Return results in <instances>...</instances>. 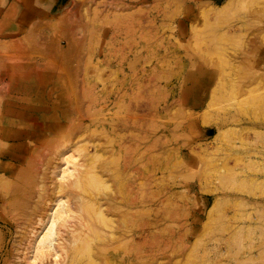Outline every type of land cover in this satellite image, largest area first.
<instances>
[{
  "label": "rangeland",
  "instance_id": "obj_1",
  "mask_svg": "<svg viewBox=\"0 0 264 264\" xmlns=\"http://www.w3.org/2000/svg\"><path fill=\"white\" fill-rule=\"evenodd\" d=\"M1 1L0 101L12 78H45L46 100L60 91L52 78L63 80L72 115L61 125L98 120L94 155L97 165L112 164L113 176V191L101 192L144 189L149 259L173 234L181 241L195 226L202 231L198 216L211 233L220 212L209 217L204 208L264 205V0H57L59 9L49 2L40 35L47 66L35 64L42 46L22 38L36 9ZM10 8L15 19L4 15ZM91 143L79 147L92 154ZM50 176L53 186L59 177ZM113 217L119 224L118 210ZM0 224V264L9 252L24 262L28 244H16V230ZM105 262L114 264L111 256Z\"/></svg>",
  "mask_w": 264,
  "mask_h": 264
},
{
  "label": "bare ground",
  "instance_id": "obj_2",
  "mask_svg": "<svg viewBox=\"0 0 264 264\" xmlns=\"http://www.w3.org/2000/svg\"><path fill=\"white\" fill-rule=\"evenodd\" d=\"M4 8L0 6V13ZM11 9L4 15L15 19ZM44 79L12 78L5 83L7 92L0 101V218L16 230V244L25 241L29 250L24 262L16 263L9 252L2 264H99L100 257L101 264H106L110 256L114 264H264V205L222 211L216 203L204 208L209 217L220 212L221 219L211 233H206L211 222L198 216L197 223L203 221L202 231L195 226L181 241L177 234L160 240L151 248L149 259V207L144 189H126L123 195L101 192L103 187L110 188L113 176L108 160L97 165L95 155L101 146L94 140V126L98 120L61 125L60 118L67 120L72 115L67 109L65 83L52 78L54 88L60 91L46 100L44 93H39L44 91ZM106 130L111 132V126ZM82 141H93L94 153L89 145L79 147ZM88 158L97 162L91 164ZM54 173L60 182L52 180L51 186L48 181ZM116 210L120 212L119 224L114 223ZM203 233L209 234L204 240ZM0 241L3 254L6 244L1 236Z\"/></svg>",
  "mask_w": 264,
  "mask_h": 264
},
{
  "label": "crops",
  "instance_id": "obj_3",
  "mask_svg": "<svg viewBox=\"0 0 264 264\" xmlns=\"http://www.w3.org/2000/svg\"><path fill=\"white\" fill-rule=\"evenodd\" d=\"M23 1L24 2L26 1V3L23 4L24 9L22 12L24 13V11H26L28 13H31L30 7L33 6V9L34 10L36 9L35 11H37V14H36L37 20L35 18L36 22H33L34 24H32V25H29L28 23L22 25L26 28L25 31H22L23 32L22 38H24L26 40V42L28 40L30 41L32 39L37 44H39V46H42V48H43L42 53H38L36 50H34L33 52H34V56L37 59V63H35V64L40 65V66H45L46 61H44V58L47 57V54H46V48L44 47V43H42V42H44L43 38L40 36L45 32L44 25H42V23H44V20L46 18L48 19L50 17V16L49 17L46 16L47 14L50 15V11H49L50 5H51L52 9H54V7H57L59 9L60 8L59 3L56 2L57 0H39L37 4L31 5L30 1H28V0H23ZM44 2L45 3L47 2V6H48L47 12H45L46 10L43 8L45 6ZM49 2H51V4ZM48 4H50V5H48ZM38 9H40V10H38Z\"/></svg>",
  "mask_w": 264,
  "mask_h": 264
}]
</instances>
